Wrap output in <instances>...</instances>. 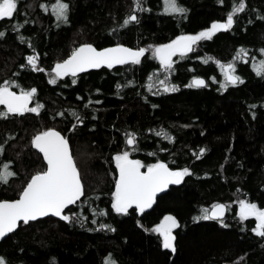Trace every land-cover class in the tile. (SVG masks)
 <instances>
[{
  "label": "trees",
  "instance_id": "trees-1",
  "mask_svg": "<svg viewBox=\"0 0 264 264\" xmlns=\"http://www.w3.org/2000/svg\"><path fill=\"white\" fill-rule=\"evenodd\" d=\"M56 2L18 0L14 16L0 20V86L36 89L29 107L43 105L39 113L0 116V171L7 164L15 173L0 183V200L17 197L46 168L32 141L50 128L68 139L84 195L65 209L70 221L49 215L20 222L0 240V258L5 264H107L109 258L115 264H264L256 219L238 213L240 200L264 207V75L256 70L264 61V0H244L229 30L173 56L167 72L154 46L225 22L239 0H178L182 14L165 13L164 0H142L145 11L134 0H62L67 21L56 19ZM133 13L138 22L125 26ZM84 43L149 51L139 64L101 66L52 84L55 65ZM241 49L247 56L237 58ZM28 56H38L35 70ZM229 63L243 83L225 89L220 65ZM195 77L206 86L188 87ZM166 85L177 90L164 91ZM129 133L136 134L135 146L126 143ZM123 151L145 168L163 162L190 174L149 210L117 213L114 156ZM219 202L228 206L221 219H196ZM165 216L179 224L174 252L154 231Z\"/></svg>",
  "mask_w": 264,
  "mask_h": 264
},
{
  "label": "snow or ice",
  "instance_id": "snow-or-ice-1",
  "mask_svg": "<svg viewBox=\"0 0 264 264\" xmlns=\"http://www.w3.org/2000/svg\"><path fill=\"white\" fill-rule=\"evenodd\" d=\"M135 7L139 11H145L142 6V0H134ZM18 0H0V20L11 19L17 11ZM244 0H239L233 10L227 15L225 22H214L211 27L205 31H201L196 35H181L170 44L156 47L153 55L160 60L165 71L172 68V57L179 54L181 57L187 53L194 51V45L202 40L211 39L219 31H227L234 24V16L245 9ZM69 5L57 0L52 5V12L55 13L56 19L67 21ZM165 13H184L186 9L178 4V0H164ZM131 22H138L135 13L131 14L125 21L124 25ZM15 27H22L17 25ZM4 33L0 32V36ZM149 49L140 48L132 50L130 48L117 45L116 47L106 48L98 51L92 45H83L73 51L72 55L63 63L55 65V76L50 80L52 84L57 83L60 77L71 74L73 77L79 72L86 71L89 68H100L107 66L112 68L115 65L123 64H139L141 57L148 52ZM247 56V51L239 50L237 58ZM28 64L35 70L37 66L38 56H28ZM247 62V61H245ZM207 63V60L205 61ZM224 73L225 83L223 87L226 89L229 84L236 85L238 82L243 83L239 76L235 75V64L220 65ZM42 70V69H39ZM257 73L264 75V61H260L256 68ZM75 82V81H73ZM161 85L165 81H160ZM206 82L203 79L195 78L188 87H203ZM119 87V86H118ZM175 85L165 86L164 91H176ZM36 94V89L30 91L21 90L18 95L10 90V85L5 82L0 86V105L5 106V111H0V116L9 114H24L26 112L39 113L43 105L37 104L35 107H29L30 102ZM59 115H63L60 113ZM79 120L75 112L72 113ZM82 123V121H80ZM75 127V125H73ZM157 135H165L166 133L157 132ZM127 145H136V134H127ZM33 145L41 153L47 162V168L41 173L32 176L30 182L23 189L20 198L14 201H0V238L8 233L13 232L20 222L28 224L40 217L49 214L61 217L63 220L70 221L71 216L64 214L65 209L70 205H75L77 201L84 195L83 185L76 164L73 160L69 142L67 138L61 135L55 129H48L37 134L33 139ZM2 151V149H0ZM203 155V150H201ZM130 153L124 151L117 154L114 159L119 169V179L116 182L115 202L112 205L117 213L127 214L128 210L133 206L139 208L143 212L146 208H150L155 202V196L158 192L166 189L170 184H180L186 175L190 172L187 168L183 170L173 171L169 169L165 163H156L147 166L146 171H141L146 166L139 160L129 158ZM15 173L9 170V166L5 164L3 170L0 171V183H7L9 178ZM239 216L242 220L254 217L258 223L253 229L257 235L264 237V209L259 208L256 204L246 200L239 202ZM227 205L216 204L209 214L208 209H204L203 217L196 219H221ZM222 222V221H221ZM179 224L175 217L165 216L164 221L158 225L154 231L163 236V247L175 251V236L172 234L173 229ZM107 227V226H103ZM0 264H5L3 258H0ZM107 264H115L109 258Z\"/></svg>",
  "mask_w": 264,
  "mask_h": 264
},
{
  "label": "water",
  "instance_id": "water-1",
  "mask_svg": "<svg viewBox=\"0 0 264 264\" xmlns=\"http://www.w3.org/2000/svg\"><path fill=\"white\" fill-rule=\"evenodd\" d=\"M183 35H194V34H183ZM181 36V35H180ZM177 37H179V36H177ZM176 37V38H177ZM176 38H174V39H172V40H170V41H168V42H165V43H163V44H161V45H166V44H170L172 41H174ZM83 45H92L94 48H96L98 51H100V50H103V49H106V48H112V47H116L117 45H122L123 47H126V48H130V49H132V50H138V49H140V48H134V47H130V46H127V45H124V44H115V45H111V46H106V47H102V48H98V47H96L95 45H93L92 43H84V44H81V45H79V46H77L73 51H75L77 48H79V47H81V46H83ZM160 45V46H161ZM73 53V52H72ZM72 53L67 57V58H65L64 60H62L61 62H59V63H63L65 60H67L71 55H72ZM58 64V63H57ZM55 68V67H54ZM89 69H93V68H89ZM89 69H87V70H89ZM195 78H200V79H203L202 77H195ZM194 78V79H195ZM204 80V79H203ZM193 81V80H192ZM205 81V80H204ZM11 90V89H10ZM11 91H13V92H16L18 95L20 94V92H17V91H14V90H11ZM50 129H55L56 131H58V132H60L61 133V135H63L62 134V132L61 131H59L58 129H56V128H50ZM48 130V129H47ZM39 134V133H38ZM37 135V134H36ZM35 135V136H36ZM34 136V137H35ZM64 136V135H63ZM34 139V138H33ZM68 140V139H67ZM69 142V141H68ZM32 143H33V141H32ZM69 147H70V144H69ZM38 150V149H37ZM70 150H71V147H70ZM39 151V150H38ZM40 152V151H39ZM40 154L42 155V157H43V159H44V156H43V153H41L40 152ZM71 154H72V151H71ZM72 157H73V155H72ZM130 159H132V160H135L134 158H130ZM73 160H74V157H73ZM44 161H45V163H46V168H47V162H46V160L44 159ZM74 162H75V160H74ZM161 163H163V162H161ZM76 164V163H75ZM166 164V163H165ZM76 167H77V165H76ZM169 167V166H168ZM46 168L43 170V171H45L46 170ZM77 169H78V167H77ZM169 169H171V170H173V171H176V170H179V169H173V168H171V167H169ZM147 170V168H142L141 169V171H146ZM43 171H41V172H43ZM41 172H38V173H41ZM78 172H79V170H78ZM35 174H37V173H35ZM35 174H33L32 176H34ZM79 175H80V173H79ZM32 176L30 177V179L28 180V182L26 183V185L23 187V189L27 186V184L30 182V180H31V178H32ZM118 179H119V169H118ZM80 180H81V177H80ZM81 183H82V180H81ZM82 185H83V183H82ZM171 185V184H170ZM169 185V186H170ZM168 186V187H169ZM167 187V188H168ZM167 188L166 189H164L163 191H160V192H158L157 194H156V196H155V200H156V197L157 196H159V195H161L162 193H164L166 190H167ZM23 189L21 190V192L19 193V195L17 196V197H15V198H12V199H1L0 201H3V200H7V201H14V200H17V199H19L20 198V194L22 193V191H23ZM83 191H84V186H83ZM155 203V202H154ZM154 203L152 204V206L154 205ZM216 204H224V203H222V202H219V203H216ZM216 204H214V205H212L211 206V208L209 209V214H211V210H212V208L216 205ZM225 205V204H224ZM151 206V207H152ZM134 208H136L139 212H141L140 210H139V208H137L136 206H133ZM150 207V208H151ZM150 208H146L144 211H146V210H149ZM225 213H226V211H225ZM49 215H51V214H49ZM48 215V216H49ZM225 215V214H224ZM52 216H54V215H52ZM55 217H57V216H55ZM41 218V217H40ZM58 218H61V217H58ZM62 219V218H61ZM8 234H10V233H8ZM7 234V235H8ZM6 235V236H7ZM6 236H4L3 238H5ZM3 238H0V240H2Z\"/></svg>",
  "mask_w": 264,
  "mask_h": 264
},
{
  "label": "rangeland",
  "instance_id": "rangeland-1",
  "mask_svg": "<svg viewBox=\"0 0 264 264\" xmlns=\"http://www.w3.org/2000/svg\"><path fill=\"white\" fill-rule=\"evenodd\" d=\"M202 31H205V30H202ZM199 32H201V31H199ZM198 32V33H199ZM198 33H195L194 35H196V34H198ZM161 45V44H160ZM160 45H157V46H154V48H153V51H154V49L156 48V47H159ZM124 152V151H123ZM120 153H122V152H120ZM120 153H117V154H120ZM117 154H115V156L117 155ZM114 156V157H115ZM129 158H131V157H129ZM115 160V159H114ZM135 160H137V159H135ZM116 163V162H115ZM157 163H160V162H157ZM156 164V163H155ZM181 170V169H180ZM115 191H116V189H115ZM115 191H114V194H115ZM114 202H115V195L113 196V204H114ZM259 208H261V207H259ZM261 209H264V207H262ZM238 213H239V205H238ZM164 221V218H162L161 219V221H159L155 226H154V229L158 226V225H160L162 222ZM257 221V220H256ZM257 223H258V221H257ZM160 234V233H159ZM161 235V234H160ZM161 237H162V239H163V236L161 235Z\"/></svg>",
  "mask_w": 264,
  "mask_h": 264
},
{
  "label": "flooded vegetation",
  "instance_id": "flooded-vegetation-1",
  "mask_svg": "<svg viewBox=\"0 0 264 264\" xmlns=\"http://www.w3.org/2000/svg\"><path fill=\"white\" fill-rule=\"evenodd\" d=\"M212 25V24H211ZM211 25L210 26H208L206 29H203V30H207L208 28H210L211 27ZM202 31V30H201ZM186 34H189V33H186ZM191 34V33H190ZM192 34H195V33H192ZM183 35V34H182ZM132 158V157H131ZM135 159V158H134ZM161 163V162H160Z\"/></svg>",
  "mask_w": 264,
  "mask_h": 264
}]
</instances>
